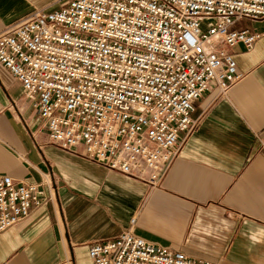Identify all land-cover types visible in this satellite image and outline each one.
I'll list each match as a JSON object with an SVG mask.
<instances>
[{"label":"built area","instance_id":"obj_1","mask_svg":"<svg viewBox=\"0 0 264 264\" xmlns=\"http://www.w3.org/2000/svg\"><path fill=\"white\" fill-rule=\"evenodd\" d=\"M264 0H63L0 33V63L21 82L49 144L161 186L198 126L196 102L242 73L233 53L261 37ZM52 200L44 182L0 174V233ZM89 245L92 264H218L136 235Z\"/></svg>","mask_w":264,"mask_h":264},{"label":"crops","instance_id":"obj_2","mask_svg":"<svg viewBox=\"0 0 264 264\" xmlns=\"http://www.w3.org/2000/svg\"><path fill=\"white\" fill-rule=\"evenodd\" d=\"M61 1L0 0V33ZM232 29L261 37L251 49L229 48L243 76L196 102L198 126L159 187L49 144L21 82L0 63V174L44 182L52 195L0 233V264H92L89 245L117 237L133 218L136 235L192 258L264 264V19Z\"/></svg>","mask_w":264,"mask_h":264},{"label":"rangeland","instance_id":"obj_3","mask_svg":"<svg viewBox=\"0 0 264 264\" xmlns=\"http://www.w3.org/2000/svg\"><path fill=\"white\" fill-rule=\"evenodd\" d=\"M68 153H70V152H68ZM70 154H73V153H70ZM76 155V154H75ZM78 156H80V157H82L81 155H78ZM80 157L78 158V159H80ZM82 160V159H81ZM78 168V164L77 163H75V164H71L70 166H69V171H71V175H72V172H75L76 173V169ZM70 175V174H69Z\"/></svg>","mask_w":264,"mask_h":264}]
</instances>
